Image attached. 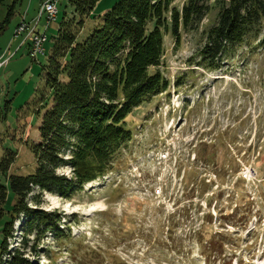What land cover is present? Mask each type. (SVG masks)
I'll return each mask as SVG.
<instances>
[{"label":"rangeland","instance_id":"1","mask_svg":"<svg viewBox=\"0 0 264 264\" xmlns=\"http://www.w3.org/2000/svg\"><path fill=\"white\" fill-rule=\"evenodd\" d=\"M120 1L96 3V11L81 18L78 41ZM184 2L175 0L172 8L181 11ZM220 4L208 0L199 23L179 25L178 44L167 21L159 71L168 88L127 116L132 139L110 173L69 198L32 187L26 205L57 215L58 228L65 234L70 225V236L57 240L46 233L35 251L25 249L29 264H264V28L247 39L249 45L262 42L260 48L235 49L216 71L198 67L192 57L216 24ZM40 5L41 0L0 1V160L13 152L6 175L0 173L7 191L0 205V245L16 203L7 177L31 175L38 166L30 145L40 142L46 106L30 102L44 85L60 23L74 15L69 0L56 1L44 55L33 60L26 43L21 45L23 35L13 37V31L23 18L35 19ZM44 97L43 103L50 94ZM55 174L69 179L70 167L60 164ZM28 219L13 220L7 253L20 248ZM28 239L30 246L36 230ZM214 250L221 256L214 259Z\"/></svg>","mask_w":264,"mask_h":264},{"label":"trees","instance_id":"2","mask_svg":"<svg viewBox=\"0 0 264 264\" xmlns=\"http://www.w3.org/2000/svg\"><path fill=\"white\" fill-rule=\"evenodd\" d=\"M98 1L69 0L74 15L60 23L44 67V85L35 91L30 102L32 107L46 106L38 127L40 142L30 145L38 166L31 175L7 177L16 203L8 212L9 221L3 224L0 256L7 253L6 239L13 220L19 215L29 219L20 248L8 252L6 259L0 257V264H29L25 249L35 251L46 233H53L57 240L69 238L70 225L63 234L58 228L60 218L29 208L25 202L27 194L36 186L69 198L112 171L120 152L132 139L127 116L168 88V81L159 71L164 53L162 30L167 29V21L178 44L179 25L186 28L192 22L199 23L208 0H185L181 11L172 8L175 0H121L100 17L87 37L78 41L81 18L91 13ZM219 3L217 22L206 33L203 47L192 57L198 67L208 71H216L223 62L231 60L237 48L245 45L251 53L264 44V37L263 44L247 43L249 37H259L264 28V0ZM11 13L12 7L6 22ZM76 15L79 20L74 18ZM150 24L153 26L148 29ZM179 84L181 78L176 80L177 87ZM48 93L49 101H40ZM66 152L69 155L64 159ZM8 153L0 160L2 175L13 163V152ZM60 164L70 167L69 179L55 174ZM6 192L0 184V205L5 203ZM32 230H36V240L28 246ZM208 246L211 248L212 244L209 242ZM212 253L216 254L214 259L221 256L215 250Z\"/></svg>","mask_w":264,"mask_h":264},{"label":"built area","instance_id":"3","mask_svg":"<svg viewBox=\"0 0 264 264\" xmlns=\"http://www.w3.org/2000/svg\"><path fill=\"white\" fill-rule=\"evenodd\" d=\"M56 1L57 0L44 1L40 7L37 17L33 21L25 22L23 18L13 31V37L23 35L24 38L21 45L26 43L29 49V57L33 60L44 55L42 45L47 40L45 32L47 31L49 25L56 20ZM43 16H45V25L43 26V29L40 30L39 22Z\"/></svg>","mask_w":264,"mask_h":264},{"label":"crops","instance_id":"4","mask_svg":"<svg viewBox=\"0 0 264 264\" xmlns=\"http://www.w3.org/2000/svg\"><path fill=\"white\" fill-rule=\"evenodd\" d=\"M44 1H46V0H41V5L43 4ZM99 1H100V0H99ZM99 1H98V2H99ZM98 2H97V4H98ZM100 3H101V2H100ZM100 3H99V5H100ZM97 4H96V5H97ZM41 5H40V7H41ZM99 5H98V6H99ZM40 7H39V10H40ZM95 7H96V6H95ZM94 9H95V11H96L97 8H94ZM94 9H93V10H94ZM106 10H107V9H106ZM106 10H105V11H106ZM38 12H39V11H38ZM37 15H38V13H37ZM33 20H34V19H32L31 21H33Z\"/></svg>","mask_w":264,"mask_h":264}]
</instances>
